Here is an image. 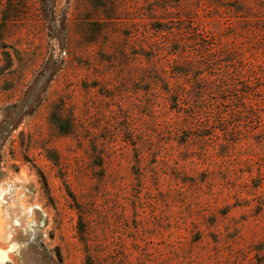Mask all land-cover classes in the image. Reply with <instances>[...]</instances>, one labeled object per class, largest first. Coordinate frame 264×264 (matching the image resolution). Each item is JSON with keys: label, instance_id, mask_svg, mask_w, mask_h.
<instances>
[{"label": "rangeland", "instance_id": "374dc122", "mask_svg": "<svg viewBox=\"0 0 264 264\" xmlns=\"http://www.w3.org/2000/svg\"><path fill=\"white\" fill-rule=\"evenodd\" d=\"M156 1L0 0V264H264V124L178 133L154 31L264 96V0Z\"/></svg>", "mask_w": 264, "mask_h": 264}, {"label": "trees", "instance_id": "16d2710c", "mask_svg": "<svg viewBox=\"0 0 264 264\" xmlns=\"http://www.w3.org/2000/svg\"><path fill=\"white\" fill-rule=\"evenodd\" d=\"M166 1L156 2L159 5ZM158 10L155 11L158 15L154 18L157 51L167 55L166 62L171 64L172 78L176 81L173 87L167 89V96L175 99V109L179 114L178 121L175 122L176 131H197L204 123L211 131L221 130L225 135H229L230 128L219 129L216 126L219 122L225 124L237 115L256 122L259 127L263 126L264 96L262 91H256L254 87L255 71L238 70L232 68L236 65L223 67L219 64L216 44L210 43L206 33L189 21L188 26H184L179 20L176 41L181 47L171 50L172 32L168 21L171 12L167 4ZM186 32L194 39L185 38ZM188 43L196 44V49H193L197 53L196 57H188ZM154 60L156 57L149 59L151 63Z\"/></svg>", "mask_w": 264, "mask_h": 264}]
</instances>
